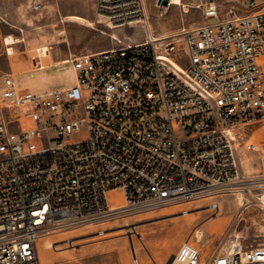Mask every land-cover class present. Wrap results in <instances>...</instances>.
Wrapping results in <instances>:
<instances>
[{"label":"built area","instance_id":"obj_1","mask_svg":"<svg viewBox=\"0 0 264 264\" xmlns=\"http://www.w3.org/2000/svg\"><path fill=\"white\" fill-rule=\"evenodd\" d=\"M207 7L213 25L73 58L71 88L20 92L12 74L1 78L0 264H42L46 236L259 184L242 173L238 137L264 126V5L226 19ZM144 15V0H95V23L109 29ZM114 191L122 203L110 204ZM200 260L190 242L174 255ZM209 264H264V246L236 243Z\"/></svg>","mask_w":264,"mask_h":264},{"label":"rangeland","instance_id":"obj_2","mask_svg":"<svg viewBox=\"0 0 264 264\" xmlns=\"http://www.w3.org/2000/svg\"><path fill=\"white\" fill-rule=\"evenodd\" d=\"M7 1L8 4L0 0V87L1 78L9 69L6 55V51L9 54V47L5 44V39L11 34L19 36L22 32L31 33L39 30L52 32L53 29L59 31L66 26L74 41L89 38L93 44H97L107 43L109 39L113 41L111 36L118 30L96 23L86 28L74 22H61L66 21L65 14L81 12L91 14L94 11L95 0ZM227 1L239 3L242 7L248 8L249 12L259 10L264 5V0ZM36 3L42 5L40 10L33 9ZM144 8L143 21L132 26V29H138L139 42L149 35L158 38L174 37L184 30L217 22L215 18H205L204 7H188L189 13H184L180 7L173 5L158 7L156 0H149L148 3L144 1ZM132 29L126 27L124 31L130 33ZM40 35L42 43L51 39ZM28 46H33V43L29 42ZM176 52L182 56L184 63L188 54L184 43L176 44ZM74 76L72 66L65 64L33 74H18L13 80L20 92L45 93L74 85ZM239 134L242 173L247 177L261 180L258 185L232 194L179 204L106 221L73 232L43 237L39 242L42 264H135V261H138V264H169L186 242L200 250L202 259L200 264H209L214 256L229 250L236 243L247 249L264 246V203L260 200L264 194V152L252 153L244 147L248 142L260 146L264 151V126H255ZM83 138L84 133L80 132L72 136L68 142ZM108 199L111 205L122 203L119 191L109 193ZM211 204H218L219 208L211 209L209 207Z\"/></svg>","mask_w":264,"mask_h":264},{"label":"crops","instance_id":"obj_3","mask_svg":"<svg viewBox=\"0 0 264 264\" xmlns=\"http://www.w3.org/2000/svg\"><path fill=\"white\" fill-rule=\"evenodd\" d=\"M3 1L4 3L7 4L9 2L7 0H3ZM144 1L148 3L149 0H144ZM241 1L247 2L246 0H241ZM181 2L188 7L196 6V8L197 7L208 8L207 6L210 3H213L217 6L218 14L221 19L229 18L230 11H233L236 15H240V16H245L253 13V11L249 12L247 10L248 8L242 7L239 3H236L234 1L181 0ZM69 16L81 17L84 20L91 22L93 26V24L96 21L95 4H94V11L91 14L83 13V12L65 14L64 17H66V21H61V22L62 23L68 22L69 20H67V17ZM69 22H74V24H78L82 27H86V28L88 27V24L86 23H81L76 21H69ZM128 28L132 29V27H128ZM124 29L125 28H118V30L115 31L114 34L117 37V39H112L113 41L109 39V42L107 43L98 42L97 44H93L89 38L88 40L78 39L74 41V39L70 37L66 29V26H64V28L59 31L53 29L52 32L51 30H46V31L39 30L31 33L22 32L19 36H15L14 34H11V36H14L15 38L18 37L21 40V43L15 44L13 46V48L15 49L13 55H9L6 51V55L9 63V69L7 74H12L14 77L18 74H31V73L33 74L36 72L44 71L49 68L58 67L65 64H70L73 69L72 60L75 57L92 54V53L109 51L121 45L135 44L139 42L138 29L136 28L132 29L130 33L125 32ZM40 34L46 37H50L51 39L46 43H42L41 42L42 38L39 37L41 36ZM29 42H32L33 46L29 47L28 46ZM41 48L47 50L45 51L43 49L45 51V55L42 56L39 55L38 51ZM75 76H74V85L76 83ZM74 85L67 88L59 89L57 91L71 88Z\"/></svg>","mask_w":264,"mask_h":264},{"label":"bare ground","instance_id":"obj_4","mask_svg":"<svg viewBox=\"0 0 264 264\" xmlns=\"http://www.w3.org/2000/svg\"><path fill=\"white\" fill-rule=\"evenodd\" d=\"M170 5H173V6H177V7H180L181 10L184 12V13H189V10H188V6L184 5L181 0H171V4ZM67 20L69 21H76V22H81V23H86L88 24V27L92 26V23L91 22H88L86 20H84L83 18L81 17H78V16H69L67 17ZM112 39H117V37L115 36V34H113L111 36ZM21 42V40L19 38H15L13 36H9L8 38L5 39V44L9 47L8 48V51H9V54L10 55H13L14 52H15V49L13 48V45L17 44ZM39 55H45V51L41 48L39 51H38ZM264 177V175H263ZM219 208V206H218ZM135 264H138V261H135ZM171 264H177L174 260L171 262Z\"/></svg>","mask_w":264,"mask_h":264},{"label":"water","instance_id":"obj_5","mask_svg":"<svg viewBox=\"0 0 264 264\" xmlns=\"http://www.w3.org/2000/svg\"><path fill=\"white\" fill-rule=\"evenodd\" d=\"M168 1V0H167ZM133 249V248H132ZM174 260V256L172 257V259L169 261V264H171V262Z\"/></svg>","mask_w":264,"mask_h":264}]
</instances>
